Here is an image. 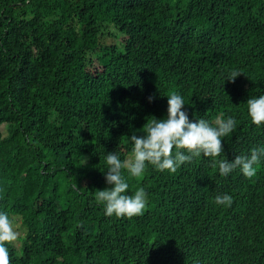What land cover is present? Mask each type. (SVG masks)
<instances>
[{
  "label": "trees",
  "instance_id": "16d2710c",
  "mask_svg": "<svg viewBox=\"0 0 264 264\" xmlns=\"http://www.w3.org/2000/svg\"><path fill=\"white\" fill-rule=\"evenodd\" d=\"M171 94L192 120L237 121L221 158L264 146L246 105L264 95V0H0L10 264H264V162L252 178L223 177L203 156L172 174L125 172L148 206L104 214L107 153L130 157L131 135L166 118ZM224 194L230 207L215 203Z\"/></svg>",
  "mask_w": 264,
  "mask_h": 264
},
{
  "label": "clouds",
  "instance_id": "9594fccd",
  "mask_svg": "<svg viewBox=\"0 0 264 264\" xmlns=\"http://www.w3.org/2000/svg\"><path fill=\"white\" fill-rule=\"evenodd\" d=\"M239 75L240 72L232 71L227 80L234 82ZM167 98L166 118H155L144 125L142 135H131L130 157L122 160L117 152L107 153L105 182L109 187L98 190L96 194L97 200L104 205L106 216L131 219L142 216L148 206V195L144 188L137 189L134 194H127L130 185L125 172L128 177L137 178L151 166L159 172L172 174L182 165L203 156L211 158L223 177L239 169L246 178H252L257 173L256 166L264 162V146L253 149L250 156H236L232 161L221 158L224 138L229 137L237 126L233 117L223 119L218 116L214 122L203 118L192 120L184 110L186 104L180 94H171ZM153 99L149 97L150 102ZM246 105L251 123L264 127V95L250 97ZM215 203L217 206L230 207L232 197L228 194L218 195ZM17 239L18 233L8 213L0 211V264H10L8 246ZM238 264L249 263L241 261Z\"/></svg>",
  "mask_w": 264,
  "mask_h": 264
},
{
  "label": "rangeland",
  "instance_id": "374dc122",
  "mask_svg": "<svg viewBox=\"0 0 264 264\" xmlns=\"http://www.w3.org/2000/svg\"><path fill=\"white\" fill-rule=\"evenodd\" d=\"M108 31L114 32L113 28H108ZM108 31L106 32L105 37L103 38V42L106 44H114L116 43L115 38L112 36V34L108 35Z\"/></svg>",
  "mask_w": 264,
  "mask_h": 264
},
{
  "label": "bare ground",
  "instance_id": "6f19581e",
  "mask_svg": "<svg viewBox=\"0 0 264 264\" xmlns=\"http://www.w3.org/2000/svg\"><path fill=\"white\" fill-rule=\"evenodd\" d=\"M210 94V93H209Z\"/></svg>",
  "mask_w": 264,
  "mask_h": 264
}]
</instances>
